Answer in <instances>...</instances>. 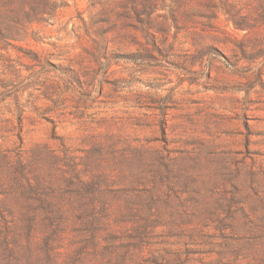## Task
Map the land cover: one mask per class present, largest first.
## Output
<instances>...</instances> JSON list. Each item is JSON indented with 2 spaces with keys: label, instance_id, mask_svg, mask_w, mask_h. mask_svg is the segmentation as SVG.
<instances>
[{
  "label": "rangeland",
  "instance_id": "rangeland-1",
  "mask_svg": "<svg viewBox=\"0 0 264 264\" xmlns=\"http://www.w3.org/2000/svg\"><path fill=\"white\" fill-rule=\"evenodd\" d=\"M0 264H264V0H0Z\"/></svg>",
  "mask_w": 264,
  "mask_h": 264
}]
</instances>
